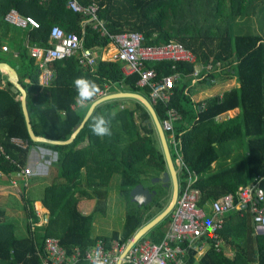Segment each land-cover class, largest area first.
Segmentation results:
<instances>
[{
  "label": "trees",
  "instance_id": "1",
  "mask_svg": "<svg viewBox=\"0 0 264 264\" xmlns=\"http://www.w3.org/2000/svg\"><path fill=\"white\" fill-rule=\"evenodd\" d=\"M67 1L0 0L2 35L8 32L10 24L4 17L11 10H16L24 18H33L38 24L37 28L31 24L25 28L13 26L12 42L8 44L19 54L10 60L0 55V62L17 70L20 83L27 91V111L37 138L67 142L81 125L89 106L104 94L136 93L149 99V90L137 83L139 76L124 75L121 62L98 61L93 67H82L79 52L48 64L53 78L47 87L41 86L40 69L29 54V47H47L52 27L61 29L66 35H76L83 48L88 50L105 48L111 42L108 35L124 33L140 34L147 47L176 42L191 51L198 64L206 67L216 62L221 65V70H213L200 85L213 84L231 76L237 82L220 96L196 101L190 94L193 65L146 64L157 72V79L174 73L183 76V81L174 84L168 105L156 104L152 108L159 122L164 120L168 109L173 108L180 115L174 128L180 136L184 159L198 179L195 188L202 195L199 206L204 208L207 203L227 195H232L236 202L238 189L255 179L260 180L259 187L264 192V35L261 38L230 34L232 24L244 27L242 20L260 17L264 0H77L81 8L91 4L99 6L97 17L108 34L105 36L87 23L86 16L68 10ZM0 53L4 54L2 49ZM204 73L206 71H202ZM77 78L89 80L97 86L96 95L84 107H77V91L73 85ZM1 81L5 82V87L0 89V173L5 177L20 173L27 165L29 150L35 148L56 154V161L51 163L54 172H50L49 184L44 187L40 199L48 211L45 223L38 225L35 200L25 196L28 179L33 176L22 182L24 236H16L17 226L8 213L0 209V264H43V243L47 237L58 238L68 254H72L75 248L84 250L95 245L98 240H103L107 249L114 241L127 245L140 227L168 206L171 196L165 204L163 201L168 195L162 194L164 191L161 190L167 191L170 184L160 186L162 189L156 191L146 206H138L131 199V192L137 185L151 191V178L167 171L158 134L153 124L149 128L150 114L142 103L130 99L102 103L93 109L71 144L51 146L31 142L24 123L21 94L8 76L0 72V85ZM232 110H239L240 114L234 118L226 117L222 122L215 121L217 116H227ZM100 115L109 121L111 135L93 133V119ZM13 140L21 141L26 148L13 144ZM236 140L245 143L239 148L244 157H236L238 159L232 162L229 158L232 148L228 150L227 146ZM219 149L224 158L218 164ZM174 158L171 152L172 161ZM118 174L119 195L129 205L135 203L136 208L128 206L121 232L95 237L92 235L93 215L106 214L111 180ZM183 186L179 181L180 191ZM79 198L96 201L92 214L84 215L78 209ZM231 213V222L235 223L234 228L229 227L232 240L244 242L240 247L243 252L229 259L222 250L216 251L213 240L207 239L208 249L198 263L243 264L242 260H245L250 264H264V234L253 237L252 219L244 209ZM170 220L171 213L139 241L159 244ZM224 230L225 225L219 233L222 238ZM193 256L194 251H190L186 264L194 262ZM77 264L86 262L80 260Z\"/></svg>",
  "mask_w": 264,
  "mask_h": 264
},
{
  "label": "built area",
  "instance_id": "2",
  "mask_svg": "<svg viewBox=\"0 0 264 264\" xmlns=\"http://www.w3.org/2000/svg\"><path fill=\"white\" fill-rule=\"evenodd\" d=\"M66 6L71 12L86 16L89 19L87 23H91L92 28L98 30L101 36L108 35L97 17L99 11L97 4L81 8L77 0H68ZM4 19L20 28H25L28 24L38 27L33 18H24L16 10L9 11ZM108 36L115 52L105 58L103 54L98 56L96 52L84 49L81 40L76 35H66L61 29L52 27L47 47L33 45L30 48L34 64L40 69L39 84L47 87L52 81L53 74L47 67L48 64L71 57L79 52V64L82 67H93L98 61L121 62L124 75L137 74L140 79L137 82L138 85L149 90L148 101L152 106L156 104L167 106L171 100L174 84L183 81V76L174 73L157 79V72L153 68H148L147 63L171 62L193 65L192 86H196L206 79L213 70H221L219 63L208 64L206 67L198 64L196 56L176 42H170L162 47H147L143 45V37L137 33ZM2 50L7 51L8 49L3 46ZM202 71H206V73L202 74ZM78 106L80 105L77 103ZM179 119L178 112L171 108L166 111V117L160 122V125L165 134L170 156L171 152L175 155L173 163L176 166L177 175L178 177L179 174L185 176L184 181H180L184 185L183 190H179L176 204L171 212V220L161 242L153 244L149 241H138L131 248L123 264H186L190 251H194L192 264H199L200 258L208 249L207 239L213 240L216 251H223V239L219 233L225 225L226 215L232 211L241 212L244 209L251 216L254 234H264V192L259 187V179H255L246 187L239 188L236 193V202L232 195H227L207 203L204 208L199 206L202 195L195 188L198 179L184 159L183 152H181L180 136L174 128V124ZM219 119L220 117L217 116L215 121L217 122ZM13 142L15 141L13 140ZM20 145V147L26 148L22 142ZM0 150H2L1 146ZM49 154L55 161L56 155ZM47 163L51 164L49 161ZM38 174L40 173L36 171V168L29 163L15 175V178L25 181L26 178ZM0 175L2 176L1 173ZM12 185L16 187L15 179L12 181ZM125 247L126 245H120L119 241H114L112 246L107 249L104 241L98 240L95 245L84 250L75 248L72 254H68L58 238L47 237L43 243L42 262L43 264H77L83 260L86 264H117Z\"/></svg>",
  "mask_w": 264,
  "mask_h": 264
},
{
  "label": "rangeland",
  "instance_id": "3",
  "mask_svg": "<svg viewBox=\"0 0 264 264\" xmlns=\"http://www.w3.org/2000/svg\"><path fill=\"white\" fill-rule=\"evenodd\" d=\"M242 24H244V27H236L235 23L232 24L233 28H231L230 34L234 37L236 36H260L261 38L264 35V8L262 10L261 16H255L251 20L246 21L245 19L241 21ZM235 26V27H234ZM7 53V52H5ZM10 60V59H9ZM213 63V62H211ZM210 64V63H209ZM216 65V63H214ZM193 79V78H192ZM236 85V82L234 78H226L223 81H218L216 83H213L212 85H196L195 87H192V82L190 84V89H191V96L193 97L194 100L196 101H203L207 98L218 96L219 92H222L224 90H228L232 88L233 86ZM106 96V94H104ZM103 97V96H102ZM21 98V97H20ZM19 98V99H20ZM21 100V99H20ZM238 114H240L239 110L228 114L227 116L220 117L218 121L222 122L223 120L228 118H234ZM217 121V122H218ZM242 146H245V143L242 142H229L227 149L229 150L232 148V154L229 155L230 160L234 162L236 159L241 158L243 159V150L241 151L239 148H242ZM220 157L218 160V164L223 161L224 156L221 155L222 150H218ZM48 155L49 159L46 161H43V164L48 168H50L49 164L47 163L53 161V157H51L50 154H45ZM238 157V158H236ZM33 166V165H32ZM15 176V175H14ZM161 177V176H159ZM158 177H153L151 178L149 182V187L151 190H159L162 189L160 188L159 182H155V179ZM15 180H18V178H15ZM185 176H181L179 174V181H184ZM28 186L26 187L25 191V196L26 198L34 201V200H40L43 194L44 187L49 184L48 179L46 176H35L31 177L28 179ZM21 186V187H20ZM18 186L19 189L23 190L22 184ZM119 187H120V175H115L113 176L111 180V185H110V190L108 191V208L106 211V214H95L93 215L92 219V235L93 236H109L113 232L118 231L121 232L123 229V226L125 224L126 220V213L128 210V206L135 207V203L132 204L125 201L120 195H119ZM164 191L162 194H166L165 200L163 201L165 204L168 202L169 196L172 195V190L169 187L168 190H161ZM80 201L82 200L83 206H80V210L84 215H90L93 212V208H95V200H87L85 198H79ZM16 209L19 211L16 212H11L10 210L8 211L9 218L12 219V221L15 223L16 228V236H24L26 234V229H25V220H24V215H23V208L22 205L23 203L19 201V203H16ZM36 210L37 208H35ZM40 209V206L38 207ZM36 212V211H35ZM37 215V212H36ZM40 223L38 225L43 224V216L40 212ZM223 239V238H222Z\"/></svg>",
  "mask_w": 264,
  "mask_h": 264
},
{
  "label": "water",
  "instance_id": "4",
  "mask_svg": "<svg viewBox=\"0 0 264 264\" xmlns=\"http://www.w3.org/2000/svg\"><path fill=\"white\" fill-rule=\"evenodd\" d=\"M0 72L7 75L10 82L14 84L16 89L20 92L21 94V108L23 111V118H24V123L26 127V131L28 134L29 139L33 143H40V144H47L51 146H66L69 145L73 142V140L76 138L80 130L83 128L85 125V122L87 119L90 117L93 109H95L98 105L108 102V101H113V100H120V99H130V100H136L140 103H142L147 111L150 114L151 122L148 120L149 128L152 127V124L154 128L156 129V132L159 137V141L161 144L162 152L164 155V159L166 161V166H167V171L162 173L161 177L155 179V182H161L162 185H171V190H172V195L170 202L168 206L157 216H155L152 220L144 224L142 227H140L133 235L132 239L128 242L126 245L125 249L123 252L120 254L119 259L117 261V264H123L126 256L130 252L131 248L143 237L145 234L151 230L154 226H156L159 222H161L168 214H170L176 204L178 194H179V182H178V175L176 171V166L174 165L169 149L167 146L165 134L162 130V127L160 125V122L155 115L152 105L150 102L141 96V94H136V93H126V92H117L113 94H106V96H103L93 102L86 113V116L84 120L82 121L81 125L78 127V129L72 134L70 139L67 142H56V141H50L47 139L43 138H37L32 130L31 124H30V119L27 111V106H26V96H27V91L25 88L21 85L20 83V78L18 75V72L15 68H13L10 64L0 62ZM156 192L155 191H149L147 188H144L142 185H137L131 192V199L133 202L137 203L138 206H146L148 205L151 201L152 198L155 196Z\"/></svg>",
  "mask_w": 264,
  "mask_h": 264
},
{
  "label": "crops",
  "instance_id": "5",
  "mask_svg": "<svg viewBox=\"0 0 264 264\" xmlns=\"http://www.w3.org/2000/svg\"><path fill=\"white\" fill-rule=\"evenodd\" d=\"M5 22H7V21H5ZM7 23L10 24L11 26L9 25L8 32H5V35H2L0 33V42H2L0 49H2L3 46H5V47H8L7 48L8 50L7 51L2 50L4 52V54L0 53V55L4 56L5 58L12 59L14 57H17L19 53H18L17 49H13L12 46H10V44H8V43H10V41L12 42L11 37H12V34L14 33L13 31H15L13 26L16 28H18V27L9 23V22H7ZM31 47H29V54H30V48ZM92 51L96 52V54L98 56L100 54H103L104 56H111L114 54L115 49H114V46L111 45V43H109L108 46L105 48H100V49L96 48V50L92 49ZM110 51H112L111 54H109ZM5 52H7V53H5ZM5 54H8V55H5ZM30 56H31V54H30ZM106 58H108V57H106ZM33 62H34V60H33ZM214 63H216V62H213L210 64H214ZM1 74L5 75L3 73H1ZM230 78H234V80H235L234 76H231ZM216 82H218V81H216ZM235 82H236V80H235ZM207 85L209 86L212 84L208 83ZM236 85H237V82H236ZM4 87H5V82L1 81L0 89H2ZM222 92H219V96ZM235 111H237V110L229 111V112H227V115L230 113H233ZM14 141L15 142L12 141L13 144L21 146L20 145L21 141H19V140H14ZM39 152H44L47 154L50 153V152L44 150L43 148H35L32 150H29L27 164H29V163L32 164L36 168V171L40 173V175H38V177L46 176L48 179V182H49V180H50L49 174L51 171L53 174L54 171L52 170L51 166H50V168L49 167L47 168L43 164V161H46L49 159L48 155H45V154H42ZM52 162H54V161H52ZM14 177L15 176L5 177L3 175L2 176L0 175V209L3 208V210L7 213L9 210L11 212H14V211L18 212L19 210L15 208L16 207L15 204L19 203V201L23 203V201H22L23 190L18 188V186H20V184H22L23 181L21 179L16 180V187H13L12 181L14 180ZM33 177H35V176H33ZM82 204H83L82 200L81 201L79 200V202H78V209L79 210H80V206H83ZM34 206H36L35 208H37L35 211L37 212V216L39 218V221H40V212H41V214L43 216V223H45L47 221V218H48V211L43 207L40 200H35ZM39 206H40V209L38 208ZM22 207H23V205H22ZM231 215L233 216V213H231V214L229 213L225 217L227 219L225 221V230H224V238H223V253L229 259H233V257L235 256L236 253L243 252L240 247L244 245L243 241L234 242L232 240V235H231V232L229 230V227L234 228L235 223L233 221L231 222V218H230ZM256 235H260V234H254L253 237H256ZM242 263L243 264H250L249 262H246L245 260H242Z\"/></svg>",
  "mask_w": 264,
  "mask_h": 264
},
{
  "label": "clouds",
  "instance_id": "6",
  "mask_svg": "<svg viewBox=\"0 0 264 264\" xmlns=\"http://www.w3.org/2000/svg\"><path fill=\"white\" fill-rule=\"evenodd\" d=\"M73 85L77 91V97H76L77 103L81 107L87 105L96 95L97 86L95 85L94 82H91L83 78H77L73 81ZM92 131L97 136L111 135V131L109 128V121H106L102 115L96 116L93 119ZM49 166H51V164Z\"/></svg>",
  "mask_w": 264,
  "mask_h": 264
},
{
  "label": "flooded vegetation",
  "instance_id": "7",
  "mask_svg": "<svg viewBox=\"0 0 264 264\" xmlns=\"http://www.w3.org/2000/svg\"><path fill=\"white\" fill-rule=\"evenodd\" d=\"M159 178V177H158ZM159 185L162 187H166L167 185H162L161 182H159ZM151 191H155V190H151ZM156 192V191H155Z\"/></svg>",
  "mask_w": 264,
  "mask_h": 264
}]
</instances>
